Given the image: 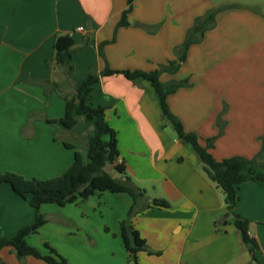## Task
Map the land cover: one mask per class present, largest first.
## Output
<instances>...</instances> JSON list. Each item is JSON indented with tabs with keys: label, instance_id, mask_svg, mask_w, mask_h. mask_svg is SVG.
Listing matches in <instances>:
<instances>
[{
	"label": "crops",
	"instance_id": "1",
	"mask_svg": "<svg viewBox=\"0 0 264 264\" xmlns=\"http://www.w3.org/2000/svg\"><path fill=\"white\" fill-rule=\"evenodd\" d=\"M219 1L133 0L129 24L116 27L127 0H0V172L46 179L65 171L75 151L86 161L93 122L82 115H76L73 128L46 121L61 117L65 109L53 81L70 94L90 72L106 66L156 69L176 58L174 50L196 16L235 3L240 7L217 11L214 26L188 47L178 70L161 72L159 79L188 80V86L168 94V108L202 145L214 137L209 151L215 159L256 157L264 174V10L258 7L263 2ZM61 33L75 41L69 74L64 67L46 64L54 37ZM104 40L110 41L100 54ZM89 101L106 107L107 122L116 131L117 161L125 166L122 174L111 165L105 170L120 181L128 177L130 184L145 190L139 205L152 198L170 203L138 210L133 216L154 252L140 251L139 264H264V180H246L237 189L234 213L248 220V233L258 245L251 252L234 216H225L222 190L203 170L193 147L169 129L147 80L101 76ZM95 194L102 200L98 218ZM73 202L82 209L39 207L42 215L53 213L57 222L59 217L70 220L69 230L78 229L80 248L68 243L71 255L85 264H127L119 222L132 204L130 195L104 190ZM34 215L28 200L0 182V237L14 235ZM34 236L29 234L26 240L38 248L40 241ZM0 256L6 264H47L31 255L20 260L10 246L2 247Z\"/></svg>",
	"mask_w": 264,
	"mask_h": 264
},
{
	"label": "trees",
	"instance_id": "2",
	"mask_svg": "<svg viewBox=\"0 0 264 264\" xmlns=\"http://www.w3.org/2000/svg\"><path fill=\"white\" fill-rule=\"evenodd\" d=\"M132 3L133 0H127V7L122 11L116 27L129 24L127 14L132 8ZM234 7H240V5L235 3L224 4L196 16L192 25L186 31L184 40L174 50L176 58L166 64L159 65L156 69L150 71L110 69L106 66L100 72H90L70 94L62 92L58 83L52 82V88L65 101V109L61 117L46 119L47 122L58 123L64 128H73L77 123L76 115H82L86 121L93 122L95 132L87 136L86 161L82 159L78 151H75L74 159L65 171L46 179L25 178L21 174L12 171L0 172V182L7 183L16 194L28 200L35 210L32 222L20 227L10 237H0V249L4 246H10L20 260L27 255H31L47 264H69L66 258L47 242H44L47 252H42L26 240L29 234L37 232L38 228L46 221L45 217L39 212L40 205L42 203L64 205L68 202L86 199L94 193L108 190L110 192H126L132 198L127 217L119 222L120 235L127 251V264H139L138 253L140 251H145L148 254L154 253L149 249L146 240L141 237L135 227L133 216L138 210L150 206L169 207L170 203L164 198H152L149 202L139 205V199H145V190L130 184L128 177L125 181H120L105 170L106 166L111 165L113 170L122 174L125 172V166L123 161H117L119 150L116 131L107 122L106 107L100 104H92L89 101V96L93 85L99 81L100 77L111 74H122L132 81L142 78L150 83L158 98L161 113L166 122L172 127L178 139L193 147L200 159L203 170L222 190L227 209L225 216H234V223L240 230L242 239L251 252L258 248L256 240L248 233V220L238 213H234L238 200L237 189L239 184L246 180H264V174L258 167L256 157L246 158L233 155L220 160L215 159L209 151L213 146L214 137L207 138L205 145H202L198 136L192 131H186L180 119L168 108L166 102L168 94L176 91L179 87L188 86V80L181 79L164 83L159 79L161 72L173 73L178 70L181 62L185 60L188 47L193 43L200 42L204 32L214 26L217 11ZM109 41L104 40L100 43V54H102V46ZM74 45L75 41L69 33L57 34L53 41L52 57L46 60L47 66L51 67L54 64L64 67L66 73L69 74L72 69L70 61ZM63 144L66 147H73L68 142H63ZM0 264H6L1 256Z\"/></svg>",
	"mask_w": 264,
	"mask_h": 264
},
{
	"label": "rangeland",
	"instance_id": "3",
	"mask_svg": "<svg viewBox=\"0 0 264 264\" xmlns=\"http://www.w3.org/2000/svg\"><path fill=\"white\" fill-rule=\"evenodd\" d=\"M222 3L231 1V0H220ZM219 1V2H220ZM248 2H256V0H249ZM262 4L259 5L258 7H262V9L264 10V0H262ZM169 125V124H168ZM169 129L171 131H174L172 129V127L169 125ZM73 138V137H72ZM112 173L115 174L114 171H112ZM147 184V183H146ZM148 186V185H147ZM150 187H148V193L150 192ZM151 194V193H150ZM95 207L94 209H97L94 212V216L95 218H98L100 215V207L102 205V203H100L102 200H98V198L100 197L99 194H95ZM145 197V196H144ZM86 199L83 200H76V201H82L84 202ZM67 206L63 208L62 205H58L56 203H42L41 205H44V207H49L48 205H54V207H58L57 209H82V207L79 205H77V203L75 204L73 202L70 203H65ZM77 205V206H76ZM86 206L88 207V205L86 204ZM52 207V206H51ZM89 208V207H88ZM44 209H51V208H44ZM96 214V215H95ZM43 216L45 217L46 221L44 222L43 228L41 229L40 226L37 230V232L35 233H31V236L36 237L35 241H40V244L38 246V249L42 252H47V249L44 246V242H47L49 245H51L52 247L55 248V250L62 255L64 258H66V260L68 261V258H71V261L68 263L70 264H85L86 262L83 259V262H80V257L79 256H72L71 255V247L67 248V244L70 242H73V244H75V246L77 248H80V241L78 238H76V236L78 237V234H80L78 232V229H68V224H70V220H64L61 217H59L60 221L57 222L58 219L55 217V215L53 213H51L50 215L48 214H43ZM126 217H127V213H126ZM125 217V218H126ZM95 221V219H93ZM53 222V223H52ZM56 224H58V226H56ZM62 225V226H61ZM105 228V227H104ZM41 237L44 238V241H41ZM34 246V245H33ZM36 247V246H35ZM83 248V247H82ZM127 263V260H126Z\"/></svg>",
	"mask_w": 264,
	"mask_h": 264
},
{
	"label": "built area",
	"instance_id": "4",
	"mask_svg": "<svg viewBox=\"0 0 264 264\" xmlns=\"http://www.w3.org/2000/svg\"><path fill=\"white\" fill-rule=\"evenodd\" d=\"M77 29L80 30V29H82V27H78Z\"/></svg>",
	"mask_w": 264,
	"mask_h": 264
}]
</instances>
